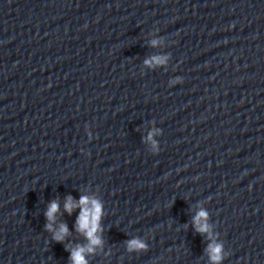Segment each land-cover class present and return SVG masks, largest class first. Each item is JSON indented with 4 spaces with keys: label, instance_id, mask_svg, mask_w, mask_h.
<instances>
[{
    "label": "clouds",
    "instance_id": "clouds-1",
    "mask_svg": "<svg viewBox=\"0 0 264 264\" xmlns=\"http://www.w3.org/2000/svg\"><path fill=\"white\" fill-rule=\"evenodd\" d=\"M159 41L152 40L153 46L157 45ZM167 57L153 56L150 59L144 61L147 66L162 65L166 62ZM151 139V134L149 136ZM58 200H53L45 213L48 223L45 228L48 232L52 233V239L58 243L63 242L65 237L69 235L68 226L66 223H60L58 228H54L53 225L56 221V215L59 212ZM79 208L80 212L76 219V231L84 235L88 241L87 245H77L75 248H70L72 264H88L86 254H92L95 252L97 246L103 244L100 233L103 231L101 227V219L103 216V205L95 197L83 195L79 201L73 199L72 196H68L64 202V210L71 215L72 212ZM208 217L207 211L201 208L197 212L196 216L193 217V224L196 231L204 234L207 233L211 238L210 226L206 222ZM129 251H140L147 249V245L139 239H132L127 242ZM210 260L213 264H220L223 260V245L212 243L209 244L207 249Z\"/></svg>",
    "mask_w": 264,
    "mask_h": 264
}]
</instances>
